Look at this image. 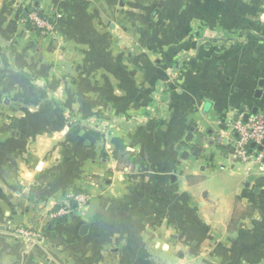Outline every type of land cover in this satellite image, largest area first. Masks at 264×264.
Instances as JSON below:
<instances>
[{"label":"crops","instance_id":"obj_1","mask_svg":"<svg viewBox=\"0 0 264 264\" xmlns=\"http://www.w3.org/2000/svg\"><path fill=\"white\" fill-rule=\"evenodd\" d=\"M11 1L0 0V21L5 17L16 25L19 9H10ZM52 1L67 6L76 0ZM188 4L196 11L190 18L197 22L230 17L244 25H264V0ZM7 10L13 12L9 17L4 16ZM260 29L250 50L246 47L252 76H243L249 70L247 58L244 62V56L228 58L215 51L201 64L204 70L214 65L213 74H219L235 63L243 71L237 80L241 84L213 92L219 83L194 74L203 89L195 98L184 96L186 103L151 134L147 128H71L51 99L32 89L30 71H50L34 57L35 50L28 52L32 58L20 60L18 49L11 66L0 52V264H264V168L227 162L235 138L230 122L255 113L257 106L250 109L249 104L264 79ZM2 37L0 30V43ZM124 45L127 49L128 42ZM83 67H71L72 74L80 72L82 84ZM56 70L54 66L52 72ZM97 74L88 79L90 85L100 83ZM55 77L60 84L67 80ZM242 91L250 100L240 104L239 112L233 101L225 110L219 107L225 96ZM200 116L210 128L206 133ZM114 137L132 152L127 164L121 163L124 152L116 150ZM75 192L87 194L88 202L74 203L68 216L52 217ZM21 227L34 236L19 237Z\"/></svg>","mask_w":264,"mask_h":264},{"label":"rangeland","instance_id":"obj_2","mask_svg":"<svg viewBox=\"0 0 264 264\" xmlns=\"http://www.w3.org/2000/svg\"><path fill=\"white\" fill-rule=\"evenodd\" d=\"M174 1L125 0L120 5V0H93L91 4L76 0L66 6L62 2L39 0L50 25L40 28L28 17L27 10L33 1L19 0L15 5L12 0L9 8L19 9L15 16L18 24L13 25L5 17L0 21L5 35L0 43L1 56L11 66L18 49L20 60L32 58L28 52L35 50L34 57H40V64L50 71H30L32 89L50 98L52 108L71 128L94 126L104 132L147 128L151 134L153 129L162 128V122L171 112L174 114V109L177 111L186 103L184 96L195 98L197 91L203 89L196 85L194 74L202 79L204 74V81L211 77L214 84L219 83L220 87L212 88L213 92L232 90L241 84L237 80L243 71H237L235 63L222 68L219 74H213L214 65L204 70L201 64L208 56L213 57L215 51L226 53L228 58L244 56V62L247 58L249 70L243 76H252L251 57L246 52L251 48V40L257 37L255 31L264 30V25L247 26L231 21L230 17L218 23L211 18L197 22L190 18L196 11L190 8L189 0ZM197 10L202 13V8ZM12 13L7 10L4 16ZM125 42L130 44L127 49ZM54 66L57 70L52 72ZM74 66L85 68L83 84L80 72L71 73ZM96 73L100 83L90 85L88 79ZM56 74L67 79L64 84L55 80ZM256 93L252 94L250 109L257 106L263 112L264 93ZM249 100L243 91L232 92L219 107L225 110L227 102L233 101L239 112L243 107L240 104H248ZM199 120L206 125V133L210 129L208 123L202 116ZM132 156V152L123 153L119 158L127 164Z\"/></svg>","mask_w":264,"mask_h":264},{"label":"built area","instance_id":"obj_3","mask_svg":"<svg viewBox=\"0 0 264 264\" xmlns=\"http://www.w3.org/2000/svg\"><path fill=\"white\" fill-rule=\"evenodd\" d=\"M32 1L31 8L27 10L30 21L40 28H49V20L41 11L39 0ZM247 114V119H245L246 114H242L241 117L230 122V128L235 133V138L227 162L229 166L243 163L251 166L260 165L264 168V111L259 110ZM88 200L87 194L75 192L68 202L53 212L52 217L68 216L73 212L74 203L83 206ZM16 233L22 238L34 236L32 230L23 227L18 228Z\"/></svg>","mask_w":264,"mask_h":264},{"label":"trees","instance_id":"obj_4","mask_svg":"<svg viewBox=\"0 0 264 264\" xmlns=\"http://www.w3.org/2000/svg\"><path fill=\"white\" fill-rule=\"evenodd\" d=\"M112 142H113L114 146L116 147V150L122 151L124 153H130L129 151H127V146L124 143L123 139L118 138V137H114L112 139Z\"/></svg>","mask_w":264,"mask_h":264},{"label":"water","instance_id":"obj_5","mask_svg":"<svg viewBox=\"0 0 264 264\" xmlns=\"http://www.w3.org/2000/svg\"><path fill=\"white\" fill-rule=\"evenodd\" d=\"M124 0H122V2H123ZM263 88H264V79H261L260 80V82H259V88L257 89V96H261L262 95V93H263ZM257 107H255V108H253V112H256L257 111ZM247 115L248 114H246V116H245V119H247ZM236 118H237V116H236ZM190 137L191 136H189V140H190ZM252 146H254V144H252ZM172 178L175 180L176 179V177L175 176H172ZM87 228V226H84V228L83 229H86Z\"/></svg>","mask_w":264,"mask_h":264}]
</instances>
